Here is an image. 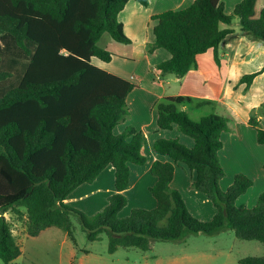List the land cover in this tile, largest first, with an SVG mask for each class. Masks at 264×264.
Segmentation results:
<instances>
[{
  "label": "trees",
  "instance_id": "16d2710c",
  "mask_svg": "<svg viewBox=\"0 0 264 264\" xmlns=\"http://www.w3.org/2000/svg\"><path fill=\"white\" fill-rule=\"evenodd\" d=\"M131 0H0V264H13L22 254L4 215L27 216V231L39 236L49 228L64 231L75 242V217L90 242L107 234L109 252L119 248L151 250L152 241H179L193 234L231 230L238 239L264 245V193L251 208L238 199L254 186L245 175L223 191L225 170L220 161L222 136L229 120L220 115L190 118L181 106L199 108L215 102L191 97H167L155 108L160 130L175 127L194 140L192 148L178 137L161 138L154 150L170 161H155L151 172L157 182L150 189L157 205L152 210L128 206L124 192L130 186L131 165L144 166L145 139L127 121L129 95L136 85L95 66L93 59L110 63L113 54L99 46L104 34L121 44L131 40L119 15ZM148 6V0H134ZM251 40L264 46L263 0H242L232 14L221 0H195L188 8L152 17L155 43L149 53L166 50L171 58L157 65L161 76L185 77L198 67L197 57L213 50L221 65L220 46L235 33L233 21ZM227 28H222V25ZM264 67L245 75L248 91ZM264 105L250 115L258 142L264 129L258 121ZM196 174L191 189L205 195L217 209L209 221L194 216L182 196L172 188L177 166ZM115 169L116 193L104 209L88 215L67 204L72 193L93 184L109 167ZM240 264H264L263 257H247Z\"/></svg>",
  "mask_w": 264,
  "mask_h": 264
},
{
  "label": "crops",
  "instance_id": "0c3cea01",
  "mask_svg": "<svg viewBox=\"0 0 264 264\" xmlns=\"http://www.w3.org/2000/svg\"><path fill=\"white\" fill-rule=\"evenodd\" d=\"M149 5L143 6L131 0L119 15L124 24V32L131 40L130 44L114 43L105 40L104 34L99 46L113 54L110 63L93 59V64L106 72L125 79L136 85L127 99L130 116L116 129L121 134L132 126L141 132L145 139L144 151L148 161L144 166L131 165V180L129 188L124 192L134 209L152 210L157 202L150 189L157 182L151 168L155 161L168 162V157L158 155L154 150V142L158 139L178 137L187 147L194 146V140L182 135L175 127L173 130H160L157 125L158 113L156 104L167 97H191L201 101L215 102L213 106L197 107L195 105L181 106L190 118L199 121L203 116L216 114L229 120L230 131L222 136L223 149L220 151V161L225 170V177L220 187L226 191L237 175H245L254 181V186L241 196L237 205L253 206L255 200L264 193V145L258 142L257 130L250 124L251 112L264 105V73L257 77L250 89L241 84V79L260 71L264 67V46L259 45L240 30L239 21H233L235 33L227 36L221 43V65L209 50L197 57L198 67L191 70L185 77L174 75L161 76L156 68L167 61L171 55L163 49L149 53V46L155 43L153 34L156 25L153 16L168 11H178L191 6L195 0H148ZM225 12L232 14L242 0H221ZM264 3V0H263ZM222 28H227L222 25ZM193 117V118H192ZM258 121L264 129V116ZM196 174L186 166L176 167L172 188L178 190L190 212L202 221L211 220L217 213L213 203L202 193L191 189ZM115 169L109 166L93 184H84L77 188L66 201L74 207L89 209L86 202L96 199L102 203V210L108 204V198L116 193ZM111 185V186H110ZM259 185V186H258ZM259 188L255 200L246 201L251 193ZM134 195L132 203L131 197ZM257 201V200H256ZM242 202V204H240ZM246 203V204H245ZM98 204V203H96Z\"/></svg>",
  "mask_w": 264,
  "mask_h": 264
},
{
  "label": "rangeland",
  "instance_id": "374dc122",
  "mask_svg": "<svg viewBox=\"0 0 264 264\" xmlns=\"http://www.w3.org/2000/svg\"><path fill=\"white\" fill-rule=\"evenodd\" d=\"M235 20L238 22V19ZM107 41L118 43L109 34H106L101 45ZM6 45L5 41L0 40V46ZM256 189L250 192L251 197H247L245 202L255 200L259 194V188ZM96 199L101 198H92L86 202L89 209L75 208L90 216L95 215L102 211V203L96 202ZM133 199L134 195L131 200L135 203ZM253 206L238 205L240 208ZM133 209L129 204L121 216H128ZM22 211L23 216H17L12 211L4 215L22 250L21 256L13 264H240L244 258L264 256V245L261 242L238 239L231 230L215 234H193L179 241H152L151 250L146 252L137 248H119L111 254L108 235H101V240L96 242L88 241L75 217L72 218L75 242L58 228H49L39 236L31 237L27 231L26 213Z\"/></svg>",
  "mask_w": 264,
  "mask_h": 264
}]
</instances>
